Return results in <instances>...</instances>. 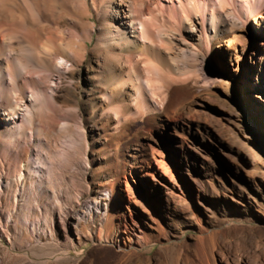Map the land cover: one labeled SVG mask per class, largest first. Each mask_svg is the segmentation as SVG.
Instances as JSON below:
<instances>
[{
    "label": "rangeland",
    "instance_id": "1",
    "mask_svg": "<svg viewBox=\"0 0 264 264\" xmlns=\"http://www.w3.org/2000/svg\"><path fill=\"white\" fill-rule=\"evenodd\" d=\"M103 1L0 0L1 60L20 40L78 59L55 73L31 123L20 119L25 138L0 113V264H264V13L224 2L200 40L168 1L141 0L147 36L115 43ZM132 2L116 0L127 12ZM135 61L152 79L146 104L131 86ZM96 196L110 215L79 242L69 215ZM127 213L155 214L164 230L124 249Z\"/></svg>",
    "mask_w": 264,
    "mask_h": 264
},
{
    "label": "bare ground",
    "instance_id": "2",
    "mask_svg": "<svg viewBox=\"0 0 264 264\" xmlns=\"http://www.w3.org/2000/svg\"><path fill=\"white\" fill-rule=\"evenodd\" d=\"M154 1L156 2L157 6H162L164 3V0ZM166 1H168L169 3L168 5H166V8L169 11L170 16L176 17L181 22L188 23L191 29L195 28V26L200 27L201 34H203L202 37H199L200 40H204V35L205 37L208 36L206 22L209 19H212V21L216 20V14L220 13L219 7L222 8L224 2L232 5L234 11L241 15L247 14L255 17L258 13L260 14V16H263L264 13V0ZM140 3L141 0H133V2L128 5V12L121 7V9H119L116 0H105L101 4L95 5L99 20L106 25V28L108 30V38L106 39L107 41L112 40L115 43H120V41H125L126 39L127 43H131V40H133L132 37H135L136 34L139 35L142 39L145 37V35L147 36V32H149L147 30L149 28V25H151V19L149 17L146 18V9H144L142 6H139ZM114 12L116 15L115 18H112L111 15H113ZM17 44L19 45V47L17 48H20L17 54L8 56V58L4 60H1L2 58L0 57V78L4 80L5 87H8V89H12V91H14V94L12 95L4 94L2 87L0 88V113H3L5 129L8 131L13 129L16 131V133H18V135H20V137L25 138L27 136V132L21 129L22 125L19 124L20 119H26L31 123L35 114L33 110L38 109V107H42L46 99L50 98L49 93L53 92L56 89V87L54 88L53 86L54 84L56 85L55 73L67 71L68 64L71 62L76 64V61L78 59L77 55L74 52H66L64 50V54H58L57 56V53L55 54L56 61H54V57L52 56V47L49 44L34 45L32 43L27 44L25 41L21 40L18 41ZM2 46L3 43L0 42V55L2 53V50H4ZM84 51L85 50H83V52ZM109 60H107V62ZM110 62L111 61H109V63ZM135 62V65L132 64L134 67L132 68L131 78L133 85L131 86L136 87L135 89L138 90H135L134 92L136 98L141 100L142 103H145V93L151 91L153 87L150 81L152 79L143 80V75L140 76L137 71L140 68H138L139 63L137 61ZM11 65H14V67H11ZM6 75L7 78H5ZM103 89H105V87ZM151 94L152 93H150V95ZM142 106L143 104H141V107ZM19 108H22L24 111L23 112L21 110L23 113L22 115L16 110ZM21 178L22 174L20 175V179ZM105 201L106 199H103L100 196H96L94 201L92 202V206L89 205L85 207L83 211L74 213L73 215H69L68 225H72V227L74 228L75 235L77 236L79 242L83 232L86 231L89 224H91L95 218L101 217L103 210H106L108 216L110 215V207ZM144 220L145 221L143 222L138 221L131 213L123 214L121 216L118 226L122 231L121 238L123 242L122 247L124 249L129 250L133 246L139 245L141 241L148 243V240L150 239L152 233L157 232L156 234L160 236V234L163 232L164 224L158 217H156L155 214L144 218ZM200 231L202 235L205 234V231L203 229H201ZM199 240L202 241L203 237H201ZM211 240L213 239L211 238ZM70 241L72 244H75V239H73L72 237L70 238ZM182 259L183 258H179L176 264H183Z\"/></svg>",
    "mask_w": 264,
    "mask_h": 264
}]
</instances>
